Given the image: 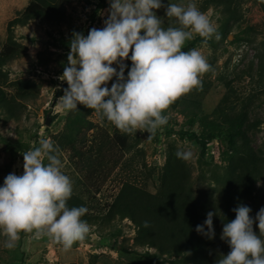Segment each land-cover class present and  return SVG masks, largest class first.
<instances>
[{
    "label": "rangeland",
    "instance_id": "1",
    "mask_svg": "<svg viewBox=\"0 0 264 264\" xmlns=\"http://www.w3.org/2000/svg\"><path fill=\"white\" fill-rule=\"evenodd\" d=\"M58 1L62 4L61 17L32 18L25 25L11 27L10 22L16 18L47 9L34 0H0V57L6 59L0 87L5 101L13 104L17 113L16 119H11V111L0 108V185L19 163L23 174V152L38 146L43 138L50 139L58 146L62 170L72 180V194L86 204L88 212L82 219L88 222L90 231L69 250L47 236L37 239L24 233L14 248L7 249L0 237V264H197L193 254H161L137 242L138 227L120 214L110 215L111 206L125 183L157 194L168 151H177L178 147L193 152L185 163L196 194L218 203L215 177L228 166L227 148L219 140H195L179 132L200 136L215 123L222 124L226 117H238L246 105L250 138L247 149H253L261 158V177L246 202L253 218L264 207V0H234L236 18L228 34L222 33L226 23L222 8L195 0L220 38L214 35L203 43V38L194 35L186 41L183 51L200 50L210 70L202 75L200 86L169 107L168 123L153 135L140 130L122 133L84 105L73 111L60 108L56 92L64 82L59 77L67 63L73 33L87 35L92 28H103L110 0ZM162 2L164 7L155 10L162 27L179 26L175 18L166 17L165 7L169 2L186 6L188 0ZM124 63L128 66L127 76L132 62ZM113 66L119 70L118 65ZM116 79L113 77L107 86L110 88ZM116 133L128 139L127 148L114 139ZM216 223L207 264H216L229 252V245L221 239L220 218ZM253 227L258 234V226Z\"/></svg>",
    "mask_w": 264,
    "mask_h": 264
},
{
    "label": "clouds",
    "instance_id": "2",
    "mask_svg": "<svg viewBox=\"0 0 264 264\" xmlns=\"http://www.w3.org/2000/svg\"><path fill=\"white\" fill-rule=\"evenodd\" d=\"M161 7L162 0H110L103 28H92L87 35L73 33L67 63L59 77L68 85L58 99L62 110L73 111L84 105L125 134L140 130L153 135L168 123L169 107L200 86L202 75L210 70L200 50L183 51L186 41L194 35L203 38V43L214 35L220 37L195 0H188L186 6L169 2L165 7L166 17L175 18L179 26L162 27L155 11ZM126 60L132 62L127 76ZM113 77L117 79L109 88ZM175 156L188 161L193 152L178 147ZM23 159V174L9 173L0 185L3 247L14 248L24 233L37 239L47 236L63 249H71L90 231L82 219L88 209L84 205L68 206L73 183L62 170L58 146L43 138L38 146L23 152ZM233 211L235 219L224 223L221 233L230 251L216 264H264V207L255 218L245 204ZM214 215L209 211L203 224L196 226L199 234L210 239L215 236Z\"/></svg>",
    "mask_w": 264,
    "mask_h": 264
},
{
    "label": "trees",
    "instance_id": "3",
    "mask_svg": "<svg viewBox=\"0 0 264 264\" xmlns=\"http://www.w3.org/2000/svg\"><path fill=\"white\" fill-rule=\"evenodd\" d=\"M34 1L47 11L41 10L23 18L18 17L10 22L11 27L16 24L25 25L32 18L61 17L62 4L58 0ZM206 1L208 5L222 8L226 22L222 33H230V23L236 18L232 11L234 0ZM175 22L177 23L176 19ZM5 63L6 59L0 57V75H3L2 67ZM0 108L11 111V119H16L15 106L8 105L5 101V93L1 87ZM222 110L219 112L221 118H224ZM248 118L249 109L245 105L238 117H226L222 124L215 123L200 136L190 131L179 132L181 136L190 139L219 140L227 148L230 155L228 166L222 175L215 177L214 189L219 191L218 203L215 199L209 201L196 194L191 182L190 169L185 161L175 156L176 150L170 148L157 194L125 183L111 206L110 215L120 214L122 218H129L138 227L137 242L140 241L142 245L154 247L161 254L176 256L182 253L193 254L196 257L193 259L194 262L198 260L197 264H207L208 248L213 243L212 238L199 234L196 226L203 224L211 208L215 213L213 225H217L219 218L222 225L235 219L236 213L233 209L240 204L247 205L246 200L254 193L255 184L261 177V158L253 149H247L250 145ZM114 139L124 149L127 148L128 139L124 135L116 133ZM98 190L99 187L96 192ZM67 203L69 207L86 205L73 194ZM145 221L148 222L147 226Z\"/></svg>",
    "mask_w": 264,
    "mask_h": 264
},
{
    "label": "water",
    "instance_id": "4",
    "mask_svg": "<svg viewBox=\"0 0 264 264\" xmlns=\"http://www.w3.org/2000/svg\"><path fill=\"white\" fill-rule=\"evenodd\" d=\"M67 82H66V80L63 82V84L60 86V87H58L57 88V92H56V99L58 98V97H60L62 94H63V91H64V89L65 88H67ZM55 99V100H56ZM47 122H49V121H47ZM12 173H14V174H16V175H22V164L21 163H19L18 164V167H16V168H14L13 169V171H12Z\"/></svg>",
    "mask_w": 264,
    "mask_h": 264
}]
</instances>
